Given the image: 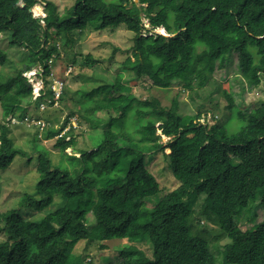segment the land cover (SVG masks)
<instances>
[{
    "label": "trees",
    "instance_id": "1",
    "mask_svg": "<svg viewBox=\"0 0 264 264\" xmlns=\"http://www.w3.org/2000/svg\"><path fill=\"white\" fill-rule=\"evenodd\" d=\"M37 3L45 4L44 16L34 14ZM146 4L153 5L145 15L151 28L143 34ZM122 25L133 32V45L120 70L150 79L156 87L181 84L195 90L197 82L210 81V62L224 49L248 53L264 68V0H76L65 13L53 0H0V44L7 40L8 47L24 48L28 58L15 72H0V102L34 95L25 73L39 65L41 77L50 72L49 59L60 52L57 37L65 45L75 44V30ZM161 26L170 35L154 31ZM9 61L8 48L0 46V65ZM83 61L92 65L100 60L88 53ZM260 74L251 68L246 77L250 82ZM94 84L77 90L78 99L66 88L59 99L51 87L42 94L51 105L69 96L74 101L71 114L89 126L93 146L78 148L74 126L59 137L71 115L62 125L58 117L49 120L45 136L57 137L54 146L64 156L62 165L52 163L37 135L30 152L0 123V170L17 157L35 158L39 174L35 191L25 192L18 207L1 213L0 232L6 238L0 241V264H83V256L75 253L80 241L115 238H127L129 244L107 264H218L212 241L223 237L232 241L225 264H264V104L260 110L245 109L244 125L232 131L233 122H195V114L179 122V104L166 107L157 97L132 96L115 110L109 95L97 97L109 84ZM110 87L117 95L123 92ZM223 93L232 102V93ZM218 107L215 102L213 109ZM198 111L208 112L201 105ZM13 115L23 120L30 114ZM158 130L171 137L166 144L159 141ZM158 151L169 158L178 182L172 190H163L148 167ZM259 190V203L249 207ZM56 200L57 207L47 209ZM246 209L254 212L261 232L248 238L239 229ZM33 211L45 213L28 218ZM201 217L218 227L214 240Z\"/></svg>",
    "mask_w": 264,
    "mask_h": 264
},
{
    "label": "rangeland",
    "instance_id": "2",
    "mask_svg": "<svg viewBox=\"0 0 264 264\" xmlns=\"http://www.w3.org/2000/svg\"><path fill=\"white\" fill-rule=\"evenodd\" d=\"M53 1L60 13H65L76 2V0ZM44 5V3H37L33 6L32 10L36 16H44L46 14ZM144 6L142 12L143 34H146L145 29L151 28V24L145 15L153 5L146 4ZM162 27L154 31L170 35ZM73 33L75 44L71 42L65 45L62 38L57 37L56 43L60 52L58 54L54 52L49 59L50 72L48 74L41 77V74H44V70L40 65L36 66L30 73H26L31 78L29 82L35 90V94L32 97H25L19 101L6 104L0 102V123H5L10 127V135L13 136L15 142L27 151L32 152V138L37 135L41 143L49 149L52 163L55 165H62L64 156L60 149L54 146L57 137L50 139L45 136L47 126L50 125V119L54 120L55 117H58L60 119L59 123L62 125L66 121L67 116L71 115L70 123L63 129L59 137L66 134L71 126H74L77 136V147L91 148L93 146L88 134V124L85 122L79 123L77 116L71 114L74 109V101L69 96L78 99L77 90L83 86L91 89L96 82L109 84L108 87L103 88V91L97 94V97L106 98V95H109L113 100L115 110L122 108L132 96L140 99L157 97L163 106L166 107H171L174 103L179 104V110L181 114L183 113V116L178 119L179 122L185 119L188 114H195V122L200 121L209 124L214 123L215 120L233 122L235 125L233 124L234 129L230 128L232 131L239 130L244 125L245 109L260 110L264 104V68L256 66L257 63L255 61L252 62L253 57L248 53L238 54L224 49L222 56L216 62H210V67L213 64L214 66L211 68L212 72L210 73L209 82L204 84L197 82L196 89L192 91L185 89L181 84L165 89L152 85L153 83L150 79H138L133 74L120 70L119 63L125 60L133 45V32L124 25L102 31L87 27L82 31L75 30ZM52 38H56L54 32H52ZM0 46L5 49L8 48L10 55L9 63L4 66L0 65V72L13 73L16 68H22L27 62V51L24 48L8 47L7 40L1 42ZM88 53L100 61L92 65L84 63L83 56ZM251 68L261 72L258 76L259 80L254 78L250 79L251 81L249 82L246 74ZM41 81L42 83L39 84ZM61 83H63V86ZM248 83H250L251 89ZM112 84L123 92L117 95L110 87ZM48 87L55 89L56 96H59L64 90L63 88H66L69 96L65 101H56L51 105L48 97H42ZM40 89L45 91H41L39 97L38 90ZM224 90L232 93V102L226 98L223 93ZM215 102H218L219 107L213 109ZM200 105L204 106L208 112L201 113V111H198ZM214 110L216 111L214 112ZM22 111H27L30 115L23 120H19L13 115ZM6 112H9V114L7 113L6 115ZM160 124L158 122L157 126L159 127ZM132 126L134 124H130L129 127ZM158 134L159 141L164 144L171 138L163 134L161 130H158ZM69 138L68 136L67 139ZM67 151L71 152L72 148H68ZM165 152L169 153L170 150L166 149ZM168 159L163 151H158L148 161L149 169L157 177L163 190H172L178 185L177 180L168 167L170 162ZM36 164L35 158L28 160L27 158L17 157L6 170H0V221L1 213L12 207H18L17 204L25 192L31 193L35 191V184L39 175L36 170ZM262 193L260 190L257 191L256 196L250 201L249 207L259 203ZM58 201L56 200V203L47 209H55ZM199 208L200 206H197V209ZM250 209L245 210L239 223V229L247 238L253 233H261L256 227V221L252 219L254 212ZM44 213V211H33L27 217L36 219L40 218ZM257 215H261L260 210ZM88 216L91 217L92 214ZM200 221L201 224H207L213 239L219 230L218 227L212 222L206 221L203 217H201ZM5 238L6 236L0 232V241ZM221 239L220 241H212V243L217 253L218 264H225V253L227 256L232 241L229 237ZM102 244H105L106 248H103ZM126 244H129L127 238H115L92 243L82 240L76 245L75 253L83 256V264H107Z\"/></svg>",
    "mask_w": 264,
    "mask_h": 264
},
{
    "label": "built area",
    "instance_id": "3",
    "mask_svg": "<svg viewBox=\"0 0 264 264\" xmlns=\"http://www.w3.org/2000/svg\"><path fill=\"white\" fill-rule=\"evenodd\" d=\"M30 72H31V71H30ZM30 72H28V73H30ZM25 75H26V74H25ZM26 76L28 77L29 80H31V78L28 76V74H27ZM41 83H42V81H41L39 84H41ZM61 84H62V86H63V83H61ZM61 88H62V87H61ZM41 90H42V89L38 90L39 95H40ZM38 92H37V93H38ZM54 92H55V89H54ZM34 94H35V90H34ZM60 94H61V93H60ZM60 94H59V96H60ZM55 96H56V92H55ZM59 96H56V98H58ZM58 99H59V98H58Z\"/></svg>",
    "mask_w": 264,
    "mask_h": 264
},
{
    "label": "clouds",
    "instance_id": "4",
    "mask_svg": "<svg viewBox=\"0 0 264 264\" xmlns=\"http://www.w3.org/2000/svg\"><path fill=\"white\" fill-rule=\"evenodd\" d=\"M23 5H24V4H23ZM33 69H35V67H34ZM33 69H31V70L27 71L26 73H28V72L32 71ZM26 73H25V74H26Z\"/></svg>",
    "mask_w": 264,
    "mask_h": 264
},
{
    "label": "bare ground",
    "instance_id": "5",
    "mask_svg": "<svg viewBox=\"0 0 264 264\" xmlns=\"http://www.w3.org/2000/svg\"><path fill=\"white\" fill-rule=\"evenodd\" d=\"M163 28V27H162ZM165 31V30H164Z\"/></svg>",
    "mask_w": 264,
    "mask_h": 264
},
{
    "label": "water",
    "instance_id": "6",
    "mask_svg": "<svg viewBox=\"0 0 264 264\" xmlns=\"http://www.w3.org/2000/svg\"><path fill=\"white\" fill-rule=\"evenodd\" d=\"M136 1H138V0H136Z\"/></svg>",
    "mask_w": 264,
    "mask_h": 264
}]
</instances>
